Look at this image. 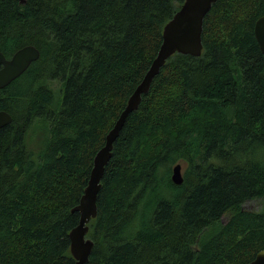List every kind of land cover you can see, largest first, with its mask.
I'll list each match as a JSON object with an SVG mask.
<instances>
[{
	"label": "trees",
	"instance_id": "obj_1",
	"mask_svg": "<svg viewBox=\"0 0 264 264\" xmlns=\"http://www.w3.org/2000/svg\"><path fill=\"white\" fill-rule=\"evenodd\" d=\"M183 2L0 0V52L40 53L0 90V264L74 263L71 210ZM263 16L264 0H217L200 57L167 60L113 144L87 264H248L264 250Z\"/></svg>",
	"mask_w": 264,
	"mask_h": 264
},
{
	"label": "water",
	"instance_id": "obj_2",
	"mask_svg": "<svg viewBox=\"0 0 264 264\" xmlns=\"http://www.w3.org/2000/svg\"><path fill=\"white\" fill-rule=\"evenodd\" d=\"M20 1L23 3V0ZM216 1L184 0L172 18L164 25L162 41L155 58L127 100L112 129L106 134L104 145L93 158V167L83 195L78 205L71 210V212L77 213L79 217L77 226L68 234L73 264H87L92 253L94 243L87 237L89 223L97 216V199L104 170L111 158L113 144L118 138L127 117L138 109L142 96L149 92L153 80L159 75L160 70L171 56L180 54L194 58L200 57L203 20ZM253 34L264 57V16L255 21ZM39 57V51L31 45L17 50L10 59H6L0 52V90L25 73ZM11 122V116L5 111H0V129L10 125ZM171 182L176 186L183 183L182 167L179 163L172 168ZM248 264H264V250L259 251Z\"/></svg>",
	"mask_w": 264,
	"mask_h": 264
},
{
	"label": "rangeland",
	"instance_id": "obj_3",
	"mask_svg": "<svg viewBox=\"0 0 264 264\" xmlns=\"http://www.w3.org/2000/svg\"><path fill=\"white\" fill-rule=\"evenodd\" d=\"M49 85V87H51L55 92H58L59 90V87H60V83L58 81H55V82H48L47 83ZM179 163L182 167V175L184 174L186 168H187V165L184 161L182 160H179L175 163H173L172 165V168L177 164ZM172 170V169H171ZM145 203L147 204L148 201H150V194H147L146 198H145ZM145 204V205H146ZM262 208V204L259 203V202H256V201H252V202H248V203H245L244 204V209L246 210H252V211H257L259 209Z\"/></svg>",
	"mask_w": 264,
	"mask_h": 264
}]
</instances>
